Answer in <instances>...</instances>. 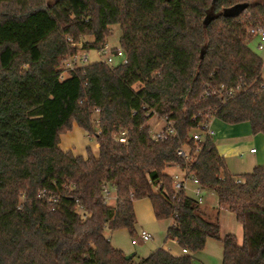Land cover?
Listing matches in <instances>:
<instances>
[{"label": "trees", "instance_id": "16d2710c", "mask_svg": "<svg viewBox=\"0 0 264 264\" xmlns=\"http://www.w3.org/2000/svg\"><path fill=\"white\" fill-rule=\"evenodd\" d=\"M78 1L0 0V264H193L209 239L222 241L223 264H264V165L236 177L213 137L193 140L212 119L264 135V60L248 46L264 0ZM113 25L128 63L61 79L80 51L107 47ZM154 116L172 122L165 140L152 137ZM75 125L96 136L98 155L61 148ZM175 167L215 196L214 213L174 189ZM142 199L187 254L160 248L135 262L111 244L107 232L134 234ZM221 209L243 226L242 245L221 238Z\"/></svg>", "mask_w": 264, "mask_h": 264}, {"label": "rangeland", "instance_id": "374dc122", "mask_svg": "<svg viewBox=\"0 0 264 264\" xmlns=\"http://www.w3.org/2000/svg\"><path fill=\"white\" fill-rule=\"evenodd\" d=\"M79 6L81 10H84V7L87 3V0H79ZM104 3V2H103ZM113 9L111 5L104 3V11L102 14L103 19L111 18ZM83 23H81V28L83 27ZM112 33L107 40L106 52L108 56H113V66H118L121 64V60L113 55V50L118 49L120 47V38H121V30L118 25H113L111 27ZM263 44L260 38L256 36H250L248 46L249 48L263 58L264 60V49H260L259 45ZM79 56L87 57L86 65L103 61L105 62L108 56H103L97 50H90L87 52L80 51ZM262 78L264 80V70ZM217 124H222L216 121ZM216 124V125H217ZM150 125L152 128V132L157 133L162 130L166 123L163 119H159L157 116H154L150 120ZM214 125V140L218 150L222 154L229 153V155L235 157L233 162L237 165L242 161L249 159V151L250 148L257 147V136H252L251 132L246 135L244 132H239L240 135L235 138L234 142L237 145V149L233 148L231 140L224 137V133L218 131ZM226 126L225 124H222ZM240 126H244V128H250L248 124H243ZM242 128V127H241ZM95 130L98 131V126L95 125ZM217 130V131H216ZM61 148L65 151H72L76 156H87V149L90 148L94 155H98V144L95 135H89L77 125L73 127V130L62 134L61 136ZM244 168V167H242ZM246 169V168H245ZM174 169L168 168L166 172L172 175ZM240 172H233L236 174V177L242 178L245 174V170L240 169ZM252 171V170H250ZM113 195L114 192H113ZM188 195L194 197V193L192 191L188 192ZM212 198V199H210ZM209 199L207 197V201L203 204L204 209L209 210V212L214 213L217 208L216 198L215 196H211ZM114 198L111 201L114 202ZM213 208V209H212ZM135 212L137 223L135 226L134 234H131L127 229H121L117 231L107 232V236L110 239L111 244L119 250H122L127 256L135 255L134 261L139 262L142 259L148 258L153 252L156 250L163 248L171 253L177 255L182 252V249L178 245L176 241H166L169 221L167 220H157L152 204L149 199H142L135 202ZM220 225H221V238H224L228 234H233L237 237L238 243L240 245L243 244V226L237 221L236 216L226 209H221L220 215ZM142 232H146L153 236V239L149 242L139 241L137 244H133V240L138 238ZM223 256H224V247L221 240L209 239L207 241L206 247L203 251L195 253L192 255L193 264H223Z\"/></svg>", "mask_w": 264, "mask_h": 264}, {"label": "built area", "instance_id": "2783aa9c", "mask_svg": "<svg viewBox=\"0 0 264 264\" xmlns=\"http://www.w3.org/2000/svg\"><path fill=\"white\" fill-rule=\"evenodd\" d=\"M258 36L261 40V42L264 43V30L263 29H259V30H251L250 31V36ZM260 49H264V45L260 44L259 45ZM100 53L103 56H108L107 52H106V48L102 51H100ZM113 55L116 56L118 59L121 60V64L125 65L128 63V59L126 57V55L123 53V51L121 50H117L116 52H113ZM87 61V57H80L77 56L73 59H71L70 61H68L65 65V71L61 74L60 78L61 79H65L69 73V71L74 70V68L76 66H81L84 65ZM113 56H108L106 59V63H108L109 65L113 66ZM232 94V92L230 93ZM98 112V111H97ZM214 119H212L210 121L209 124H207L206 126H204V128L202 129L201 133H195L193 135V140L195 142H201L202 140H204L205 137H213L214 136V131L212 129V121ZM166 125L165 127L160 130L157 133L152 132V137L155 141H162L165 140L168 135L173 134L174 133V129L172 128V122H168L166 120H164ZM97 125L100 123V121L96 122ZM116 139L123 144H126L128 141V133L125 130H118L116 132ZM256 149L251 150V153H255ZM179 156L181 157H187L188 156V152L186 151V149L180 150L178 152ZM174 169V173L171 175L174 181V189L177 192H189L192 191L194 193V198H196L200 204H203V196L204 193L206 191H204L200 184L198 179L189 171L187 170H182L179 167H175ZM104 196H105V200L107 203L111 204L112 199L114 198L116 200V195H113V192H111L108 188H105L104 190ZM114 200V201H115ZM113 203V202H112ZM153 239V236L146 233V232H142L140 234V236H138V238H135L133 240V244H137L139 241L142 242H149ZM186 253V251H184Z\"/></svg>", "mask_w": 264, "mask_h": 264}, {"label": "crops", "instance_id": "0c3cea01", "mask_svg": "<svg viewBox=\"0 0 264 264\" xmlns=\"http://www.w3.org/2000/svg\"><path fill=\"white\" fill-rule=\"evenodd\" d=\"M216 121L222 123V124H225L219 120H213L212 121V129L214 128V125H216ZM222 124H217L216 125V128L218 131H221L224 133V137L228 138L229 140H231V143L233 144L232 147L233 148H236L237 145L235 144L234 140L236 137L240 136V135H237L239 134V132H244L245 131V134L248 135L250 132H251V135L252 136H257V147H251L250 148V151H249V159L247 160V162L245 160H242L238 165L233 162L232 160H234L235 157L229 155V153H226V154H222L219 150V153L225 158L226 160V163H227V166L230 170V172L233 174V175H236L234 174L233 172H240L239 170L240 169H243L245 170V174H249L251 173L256 167L258 166H262L264 165V135H254L253 132H252V129H251V126L250 124L248 123H245V124H248L250 128H244V126H240V125H243V124H239V125H228V124H225L226 126L222 125ZM242 127V128H241ZM216 130V131H217ZM214 131V129H213ZM249 132V133H248ZM214 135H215V131H214ZM214 138V136H213ZM215 141V140H214ZM61 146V145H60ZM217 147V146H216ZM218 149V148H217ZM237 149V148H236ZM253 149H256V152L255 153H251V150ZM244 167V168H242ZM246 168V169H245ZM252 170V171H250ZM174 173V171L172 172ZM244 174V175H245ZM213 194L211 193H208V192H205L204 193V196H203V204H205V201H207V197L208 199L212 196ZM214 196V195H213ZM212 199V198H210ZM217 203V201H216ZM213 209V208H212ZM207 211V209H205ZM209 212V210L207 211ZM171 225V222L169 221V227ZM168 227V228H169ZM183 254H187V252L185 253L183 250L180 254H177V256L179 255H183ZM175 255V254H174Z\"/></svg>", "mask_w": 264, "mask_h": 264}, {"label": "water", "instance_id": "95a60500", "mask_svg": "<svg viewBox=\"0 0 264 264\" xmlns=\"http://www.w3.org/2000/svg\"><path fill=\"white\" fill-rule=\"evenodd\" d=\"M229 13H232V14H235L236 13V10H232V11H226L225 13H224V15H228ZM128 258H131L132 257V255H129V256H127Z\"/></svg>", "mask_w": 264, "mask_h": 264}]
</instances>
